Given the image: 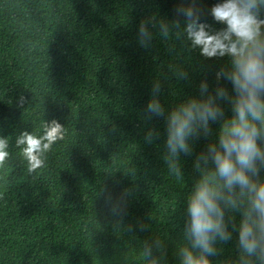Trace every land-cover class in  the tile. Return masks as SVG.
<instances>
[{"label":"trees","instance_id":"trees-1","mask_svg":"<svg viewBox=\"0 0 264 264\" xmlns=\"http://www.w3.org/2000/svg\"><path fill=\"white\" fill-rule=\"evenodd\" d=\"M221 2L0 0V137L9 152L0 165V264H183L185 248L204 255L192 247L188 207L216 173L209 147L219 148L237 94L226 78L232 58L193 47L180 9L193 7L215 34L226 27L210 14ZM209 98L221 113L187 138L188 152L172 154L169 117ZM153 101L160 115L148 110ZM52 120L64 139L29 172L17 139L41 135ZM253 180L264 183V167ZM231 195L236 207L220 201L230 238L217 237L206 258L260 264L239 243L254 194L237 186Z\"/></svg>","mask_w":264,"mask_h":264},{"label":"clouds","instance_id":"clouds-1","mask_svg":"<svg viewBox=\"0 0 264 264\" xmlns=\"http://www.w3.org/2000/svg\"><path fill=\"white\" fill-rule=\"evenodd\" d=\"M261 7H264V0H222L212 7L210 14L226 27L215 34L206 30L207 24L198 21L197 10L193 7L180 9L189 21L186 30L193 47L200 48L201 54L208 58L225 55L232 58L234 71L226 74V78L231 80L237 94L233 101L235 115L222 130L219 148L209 147L216 173L198 186L188 207L192 247L200 249L204 255L196 257L185 248L181 251L183 264H209L206 257L215 255L216 238H230L225 231L220 201L236 207L237 199L231 194L237 186L241 194H254L240 229V246L248 257L255 256L264 264V183L257 184L253 180L264 167V148L258 144L264 138V99L261 98L264 93V19H260ZM146 34L142 26L141 35ZM219 95L224 97L226 93L220 90ZM148 110L157 115L162 112L155 101L149 103ZM218 113L221 109L211 98L205 102L192 100L174 111L169 117L168 129L171 153L188 152L187 138L200 127L207 132L209 119L215 120ZM63 139L64 127L56 120L45 122L41 135L23 132L17 145L28 163V171L43 168L46 154ZM8 157V140L0 137V165ZM217 178L223 180V187L229 193L227 197L222 194ZM242 264H251V261L242 257Z\"/></svg>","mask_w":264,"mask_h":264}]
</instances>
